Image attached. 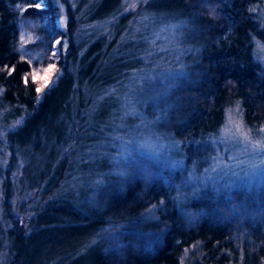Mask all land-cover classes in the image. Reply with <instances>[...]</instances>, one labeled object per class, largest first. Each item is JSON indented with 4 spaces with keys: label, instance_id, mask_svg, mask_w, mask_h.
<instances>
[{
    "label": "trees",
    "instance_id": "obj_1",
    "mask_svg": "<svg viewBox=\"0 0 264 264\" xmlns=\"http://www.w3.org/2000/svg\"><path fill=\"white\" fill-rule=\"evenodd\" d=\"M84 1L76 18L61 0V30L55 0H0L8 264H264V188L186 186V168L206 164L208 139L231 105L250 131L264 129V67L253 55V42L264 43L255 13L264 0H146L130 15L129 0H74ZM141 15L148 20L135 32ZM171 33L184 35L180 56L162 42ZM50 65L51 82L38 92L32 71ZM146 68L151 78L142 75L136 89L152 80L167 88L138 106L129 76ZM150 123L153 134L180 143L182 169L120 164L123 146L111 130ZM19 170L21 191L35 196L15 215ZM37 198L44 204L26 218Z\"/></svg>",
    "mask_w": 264,
    "mask_h": 264
},
{
    "label": "rangeland",
    "instance_id": "obj_2",
    "mask_svg": "<svg viewBox=\"0 0 264 264\" xmlns=\"http://www.w3.org/2000/svg\"><path fill=\"white\" fill-rule=\"evenodd\" d=\"M66 1H68L67 3L69 8L75 12L76 18L82 15L81 13L84 8L83 6H85V1L82 6L78 4L79 1ZM144 1L146 0L127 1V4L123 9V13L129 15L131 13L134 14V11L139 8L144 3ZM261 3L257 5L255 13L258 20L262 25H264V3ZM55 4L58 6L59 12L57 24L61 30H64V23L66 19V3L64 4L61 2V0H55ZM146 20H148L147 15H141V17H138L136 21L137 24H131L132 30L137 32V26ZM31 27V23L25 26V28L28 29ZM82 28H85V22L80 24L77 29L80 30ZM24 32L25 33L22 35V44L26 43L28 36H30L29 30L24 29ZM151 33L154 35V37H157L153 31ZM182 36L184 35L171 33L169 36L164 37L168 39V41L162 40V42L164 41L163 44L166 45L168 50L171 48L176 54H178V56H180V52L178 53L177 51L182 47L181 45H176V43H181ZM253 55L255 60H257L261 66L264 67V43L260 41L253 42ZM39 68L40 67L35 68L32 71V74L38 73L42 75L45 69L40 71ZM149 70L151 69L146 68L142 70H136L132 72V74L129 76L130 78L128 77L132 85L131 90H135L134 94H138L134 99V103L138 106L140 103L144 104L145 102H148L150 97L153 100V98L157 97V94H165V88H167V85L164 82L160 81L159 83H156L154 80H152L141 82V90L136 89V84L143 79L141 77L142 75H144L146 80L151 78V72H149ZM145 74L148 76H145ZM150 90L152 91V94L149 93ZM141 93H145L146 97L142 96ZM127 101L132 104V101L129 99H127ZM225 112L226 113L222 125L208 139L210 143V154L209 157L206 158V162H204L206 164L201 167L199 171L196 170L195 166H188L186 168L188 175V183L186 186L188 189H191L192 187H199L204 183H208L209 185H212L216 189L222 191L249 189L252 187L264 188V129L259 128L254 132L250 131L243 122L238 104L231 105ZM143 125V128L134 130H126L123 128H121L122 130H119V128L111 130V134L118 139L120 146L121 144L123 146V155H121V161L123 163L120 164L126 165L128 162L156 163L157 167H160V169L171 171L181 168L184 165V160L181 156L180 143L171 138L162 136L161 134H153L152 130L154 129H152L153 126L151 123ZM5 150L6 143L4 141V137L0 136V172L5 169L6 165L5 163L7 153ZM118 170L119 172L117 173L120 175L126 171L125 168H119ZM19 175H21V170H19L17 176ZM64 175L65 173L63 176ZM1 180L2 177H0V185ZM20 185L19 176L13 180L14 192L11 198L12 210L15 215L19 212L17 210L20 209L19 206L22 201H32L34 199L32 194L35 196L33 192L23 193L22 186ZM58 192L59 191L53 190L51 195H57ZM38 197L42 199L41 196ZM40 198L35 199L33 202H30V204L26 205V208H23L25 210L24 215H27L26 218L30 216L29 213L32 207L39 208L40 205L44 204V198L43 202H37L40 200ZM36 203L38 204L36 205ZM2 231L3 233L0 231V239L2 240L0 244V264H8L9 260L6 252V242H4L6 235L4 233L6 229L2 228Z\"/></svg>",
    "mask_w": 264,
    "mask_h": 264
},
{
    "label": "snow or ice",
    "instance_id": "obj_3",
    "mask_svg": "<svg viewBox=\"0 0 264 264\" xmlns=\"http://www.w3.org/2000/svg\"><path fill=\"white\" fill-rule=\"evenodd\" d=\"M55 72V66H49L44 70L43 74L33 73V82L40 83V87L37 88V91L40 92L44 88H47L49 83L51 82L53 73Z\"/></svg>",
    "mask_w": 264,
    "mask_h": 264
}]
</instances>
